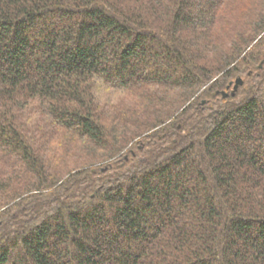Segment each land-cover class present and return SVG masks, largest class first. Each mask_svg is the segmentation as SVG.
Returning <instances> with one entry per match:
<instances>
[{
  "label": "trees",
  "instance_id": "trees-1",
  "mask_svg": "<svg viewBox=\"0 0 264 264\" xmlns=\"http://www.w3.org/2000/svg\"><path fill=\"white\" fill-rule=\"evenodd\" d=\"M0 264H264V0H0Z\"/></svg>",
  "mask_w": 264,
  "mask_h": 264
},
{
  "label": "water",
  "instance_id": "water-1",
  "mask_svg": "<svg viewBox=\"0 0 264 264\" xmlns=\"http://www.w3.org/2000/svg\"><path fill=\"white\" fill-rule=\"evenodd\" d=\"M243 84H244V82H243V79L242 78H237V80L235 81V83H231L230 86H229V87H233L232 92H231V95L234 96L236 94L238 88L240 86H242ZM223 96L224 97H228L229 94L226 93V92H223Z\"/></svg>",
  "mask_w": 264,
  "mask_h": 264
},
{
  "label": "rangeland",
  "instance_id": "rangeland-1",
  "mask_svg": "<svg viewBox=\"0 0 264 264\" xmlns=\"http://www.w3.org/2000/svg\"><path fill=\"white\" fill-rule=\"evenodd\" d=\"M237 78H242V79H243V82H245L244 77H237ZM236 80H237V79H235V80L233 81V83H235ZM243 85H244V84H243Z\"/></svg>",
  "mask_w": 264,
  "mask_h": 264
}]
</instances>
